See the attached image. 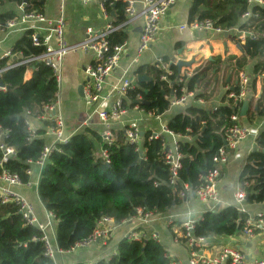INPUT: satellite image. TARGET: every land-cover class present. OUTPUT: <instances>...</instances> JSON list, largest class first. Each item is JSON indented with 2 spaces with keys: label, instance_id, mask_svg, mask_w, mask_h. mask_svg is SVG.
<instances>
[{
  "label": "trees",
  "instance_id": "1",
  "mask_svg": "<svg viewBox=\"0 0 264 264\" xmlns=\"http://www.w3.org/2000/svg\"><path fill=\"white\" fill-rule=\"evenodd\" d=\"M45 1L14 0V3L22 5L23 13L34 11L43 14ZM103 5L108 16L114 14V27L126 21L128 0H104ZM247 10L244 0H192L187 24L209 20L214 28L223 32L236 29L258 35L255 40L245 38L239 46V56H229L238 71L250 69L253 91L255 82L261 80L256 109L250 108L254 99H247L248 95L245 99L249 101L245 117L249 124H253L256 117L264 119V9L254 7L251 10L258 16L242 23L241 16ZM16 18H19L17 11L0 13V30L5 31L6 23ZM31 33L25 31L19 35L9 47L12 57L2 59L0 66L16 62L18 54L26 59L44 52L42 47L32 45ZM127 38L122 28L110 32L105 38L110 51L108 54L113 47L124 44ZM169 66L172 75L168 76V81L161 79L163 73L155 66H138L133 76L149 74L153 82H136L127 93L123 107L138 106L144 113L157 116L169 109L170 99L173 96L179 98L181 90L193 93L189 101L192 104L167 120L164 126L174 137H179L177 150L184 156L175 183L169 184L168 167L163 159L164 135L149 139L152 131L145 130L140 140L145 155L139 158L136 145L125 141L124 130L120 127L113 131L110 145L103 141L101 132L91 128L80 129L70 135L66 143L55 146L41 168L37 186L39 202L45 212L53 215L52 242L58 250L68 251L76 243L88 239L102 218L119 224L138 216L166 213L182 204L179 193L184 186L189 189L187 199L199 185L200 176L212 168L211 159L223 145L231 125L230 117L240 112L242 103L227 100L230 105H224L227 94L237 92L238 86L236 84L232 90L228 89L223 101L211 108V97L197 93L206 68L198 67L187 77V73L178 72L173 64L169 63ZM28 71L29 79H25ZM178 78L184 79V82L179 84ZM0 84L5 87V91H0V127L8 131L5 143L15 152L6 167L26 183L29 180L25 174L29 168L26 162L37 160L46 145L43 137L46 123L38 124L36 137L28 141L22 115L28 110L36 116L43 106L54 102L60 91L59 85L53 71L41 62L32 63L31 68L20 65L4 71ZM138 95L139 104H134ZM143 101L150 102V105H142ZM197 101H202L204 106ZM206 105L208 110H205ZM254 145L255 149L246 157L238 175L240 189L249 204L264 202V131L257 133ZM101 151L107 152L109 163L102 158ZM244 218L233 205L213 210L196 221L193 236L206 240L231 238L241 231ZM171 262L160 242L150 238L137 242L124 237L107 259H101L96 264ZM0 264H54L45 257L40 231L34 225L25 224L13 204L0 205Z\"/></svg>",
  "mask_w": 264,
  "mask_h": 264
},
{
  "label": "built area",
  "instance_id": "2",
  "mask_svg": "<svg viewBox=\"0 0 264 264\" xmlns=\"http://www.w3.org/2000/svg\"><path fill=\"white\" fill-rule=\"evenodd\" d=\"M81 1L83 3L100 1L102 2L101 9L104 12V0ZM180 1L182 0H141L142 26L132 64L136 65L139 57L150 48L151 42L160 31V22L166 11ZM244 1L247 4L248 10L241 16V20L242 23H247L258 16L257 13H253L251 9L254 7L264 9V0ZM134 7L135 2L129 0L128 7L126 8V14L129 18L135 13ZM22 8V5L18 6L19 18L8 21L5 25V31L0 30V42L6 39L9 35L15 34L19 36L25 31H32V45L35 47H42L44 52L39 56L28 57L26 59L21 58V54H18L19 59L16 62L9 63L3 67L0 66V77L1 74L8 69L20 65H27V68H31L32 63L41 62L45 67L53 71L60 88L62 81L61 64L65 59V56L70 52L78 51L92 53L94 61L84 69L88 81L83 86L82 100L85 106L94 107L93 114H95L102 126L101 135L103 141L107 145L112 144L113 127L117 126L124 130L125 141L129 144L136 145V151L139 154V158L143 157L145 155V150L141 147L140 140L142 137L141 133H145V130L140 125V119H128L126 122L123 121L129 109L134 112L144 113L143 110L138 108V106L133 108L123 107V103L127 98V93L134 88L132 79L126 75H121L111 90L108 93L104 92L105 80L118 65L124 50V44H122L113 47L111 53L108 54L110 51L105 38L110 32H112V29L108 27L102 32H94L88 28L85 31L86 37L81 42L68 45L63 38L64 20L62 6H60L61 15L55 19L46 18L44 14L34 11L23 13ZM128 21L129 19L125 23L127 24ZM187 27L190 30L198 32H212L219 35L223 33L220 29L214 28L209 20H204L202 22L194 21L190 24L183 25L181 29ZM238 32L239 33L236 37L240 42H244L245 38L255 40L258 37L256 33L247 30ZM11 57L12 53L10 48H8L0 55V62L2 59ZM154 66L162 71L163 76L161 79L168 81V76L172 75L168 63L161 58H156L154 60ZM29 74L28 71L25 79H29ZM237 81L238 91L228 93L224 105H230L227 100H231L235 104H241L245 101L250 77L245 72L239 71ZM177 82L180 84L184 82V79L178 78ZM0 91H5V87L0 85ZM181 92L182 94L179 98L173 96L170 99V106H183L193 98V93H187L184 90H181ZM137 99L138 101L140 100L139 95L137 96ZM197 103L204 106L202 101H197ZM60 104V97L57 95L56 100L43 106L36 116L28 110H25L22 115L23 124L28 132V141L36 137V128L39 127L38 124L46 123L43 135L46 139V145L37 160L26 162L29 166L25 171V174L29 177V180L26 183H23L17 174L11 172L6 167L7 162L14 157L15 152L11 146L5 143L8 131L3 130L0 127V205L13 204L17 208V212L25 224L37 227L41 233V241L44 245L45 257L52 260L54 264H58L57 256L82 251L98 243L106 244L111 240L113 231L117 225L112 219L102 218L97 222L96 228L88 239L76 243L68 251H60L52 242V240H54L53 215L44 211L46 221L41 222L36 215L32 203L29 202L20 192L21 189L25 188L31 190L34 194H37L41 168L47 161L49 154L54 150L55 146L57 144L66 143L70 136L65 132L64 120L60 112ZM144 114L153 116V113ZM230 120L231 125L227 129L224 138L225 144L217 149L211 159L212 168L200 176V183L193 192V196L198 202L217 203L219 201L218 186L221 176L219 168L227 164L230 152L235 151L240 143L248 138L255 139L257 136V132H252L251 129L239 125L238 114H232ZM162 134H169L174 137L163 127L159 133L152 132L149 139H158ZM178 138L179 137H177V139ZM177 141L178 140L173 141L170 145L166 142L163 151V159L168 167V173L170 176L169 184L175 183L178 176V170L181 168V159L184 157L177 150ZM101 156L106 163H109L106 151H101ZM188 192V187L184 186L183 190L179 193V198L185 200ZM233 200V206L245 217L243 227L239 233L249 240L253 239L258 233L264 234V213H256L254 215H248L246 213L244 205L245 193L240 189V185L233 194ZM138 212L139 214L141 213V211ZM150 216L151 215H144L135 218L144 220ZM196 221L197 219L192 217L187 218L179 230V239L183 241L184 246L188 249L190 257L189 264H264V258L248 261L237 247L229 245L221 247L220 250L213 255L206 253L208 252L207 240L205 238L193 236ZM126 238L137 242L150 238L159 242L157 236L153 233L146 235L144 233L129 232L126 235ZM97 262H88L86 264H96Z\"/></svg>",
  "mask_w": 264,
  "mask_h": 264
},
{
  "label": "crops",
  "instance_id": "3",
  "mask_svg": "<svg viewBox=\"0 0 264 264\" xmlns=\"http://www.w3.org/2000/svg\"><path fill=\"white\" fill-rule=\"evenodd\" d=\"M0 1V13L5 11H17L18 13V5L14 3V0ZM133 1L135 2L134 15L129 18L126 14V21L129 19L128 23L126 24L125 21L116 27L113 26L115 19L114 14L111 13L110 16H108L105 10L103 12L101 9L102 2L100 1H90L88 3H83L81 0L45 1L43 14L49 19L58 18L61 15L60 6H62L64 20L63 38L68 45L81 42L86 37L85 31L88 28L94 32H102L108 27H110L112 31L122 28L123 32L127 34L128 38L124 43L123 55L118 65L105 80V93H108L111 90L121 75L128 76L132 79L133 84H135L136 79L135 76H133V71L138 66L151 65L152 62V66H154V60L156 58H161L163 60L166 58L167 60L165 59L164 61L167 62L168 65L169 63L170 65H174L178 59L185 62L194 60V63L190 67L181 68L180 70L181 73H187L186 75L189 76V74L198 67L202 68L204 61L212 59L215 54L221 53L224 54L225 57L239 56V50L236 47L238 43H236L235 40V36L239 33L238 30L229 31L228 37L225 38L224 33L219 35L212 32H198L190 30L188 27L181 29L183 25L188 23V10L192 1L182 0L166 11L160 22V31L151 42L150 48L139 57L136 65L132 64L142 26L141 0ZM217 35L221 37V41L215 37ZM18 37L19 36L15 34L9 35L6 39L0 42V55L5 52ZM228 40L230 43L232 42L231 45H229ZM226 47L230 48L231 52L224 50ZM209 49L212 50V52L209 51ZM93 61L94 56L92 53L78 51L68 53L61 64V79H64L65 82V93L62 96L59 91L58 95L61 103L60 112L64 120L65 132L67 135H72L82 128H91L99 132L102 130L99 120L95 114H93L94 107L85 106L83 100L77 95L78 85L86 78L84 69L86 66L92 64ZM235 70L236 77L235 75H224V80L220 86V92L219 90L214 92L209 107L212 108V106L219 105L226 96L227 90H232L234 85L237 84L239 71L236 68ZM246 74L250 76L249 73ZM251 81L252 80L250 79V83ZM250 83L247 99H254L250 108L255 110V101L259 98L261 93V88L259 89L258 85L260 84L261 87V80L258 79L255 82L258 87H256V93L251 89ZM197 87V93L202 94L200 89L205 88V85L202 82H199ZM190 104H192V102H189L184 106H169L168 111L171 109L177 110L171 111L170 113L164 112L162 115L157 116H148L144 113L134 112L129 109L123 121L126 122L128 119H140V125L144 130H151L152 132L159 133L165 126L167 120L183 111V109ZM238 123L240 126L251 129L252 132L258 133L259 131H264V120L261 118L256 117L253 124H249L246 117H240ZM116 128L118 127L114 126L113 130ZM162 135H164L166 142L169 145L172 144L173 141L179 139H177V137H172L169 134ZM254 140V138H248L240 143L235 151L230 152L227 164L219 168L221 176L218 186L219 201L217 203L198 202L193 194H189L187 199L185 198L181 205L173 207L164 214L153 215L144 220L132 218L117 224L111 240L106 244L98 243L82 251L57 256L58 264H86L88 262H97L101 259H107L115 250L117 243L126 237L129 232L144 233L146 235L150 233L155 234L158 241L168 252L172 263L189 264L190 257L188 249L184 246L183 241L179 239L181 225L189 217L198 220L205 213L232 206L234 204L233 194L239 187L238 175L242 166L246 162V157L255 149ZM20 192L29 202L32 203L37 212L42 211L41 221H46L44 215L45 210L39 202L37 194H34L31 190L25 188L21 189ZM244 205L248 215L264 213V202L249 204L245 201ZM37 212L36 215L39 218L40 215ZM227 245L237 247L248 261L264 258V234L258 233L250 240L240 233H237L228 239L212 238L211 240H207L208 252L206 253L213 255L217 253L221 247Z\"/></svg>",
  "mask_w": 264,
  "mask_h": 264
},
{
  "label": "rangeland",
  "instance_id": "4",
  "mask_svg": "<svg viewBox=\"0 0 264 264\" xmlns=\"http://www.w3.org/2000/svg\"><path fill=\"white\" fill-rule=\"evenodd\" d=\"M217 39H219L221 41V37L219 35L215 36ZM229 45H231L230 41L228 40ZM224 50H228L229 52H231V49L226 47V49ZM209 51L212 52V50L209 49ZM153 64V62H152ZM151 64V65H152ZM203 67L206 68L205 69V75L203 77V79L201 80V82L205 85V88L200 89L201 93L205 96L213 97V94L216 90H219L220 92V86L222 84V81L224 80V75H231L236 77V70H235V66L232 63V61L229 59V56H224V54H215L214 57L209 60L207 59V61H204ZM244 71L248 72L250 74V71L248 68H245ZM65 82L64 79L62 80V84H61V88H60V93L63 96V94L65 93ZM256 85V84H255ZM259 85V89L260 84ZM257 85L255 86V91L254 93H256V88ZM252 89L254 88L253 86L251 87ZM243 103V102H242ZM177 109H171V110H167L165 113H170L171 111H176ZM36 211V208H35ZM37 212V211H36ZM37 212L40 217V221L42 220L41 217V213ZM42 222V221H41ZM150 235V234H148Z\"/></svg>",
  "mask_w": 264,
  "mask_h": 264
},
{
  "label": "water",
  "instance_id": "5",
  "mask_svg": "<svg viewBox=\"0 0 264 264\" xmlns=\"http://www.w3.org/2000/svg\"><path fill=\"white\" fill-rule=\"evenodd\" d=\"M229 35V33L226 31L224 32V37L227 38ZM238 49H239V46L237 45L236 46ZM211 60V59H209ZM194 63V60H191V61H188V62H185L181 59H178L177 62H175V67L177 68V71L180 72L181 68H187V67H190L192 64ZM135 79H136V82L138 84H141V83H146V82H153V78L147 76L146 74H138V75H135ZM88 81L87 78H85L83 81H81V83L78 85L77 87V95L79 96V98L83 99V86L85 85V83ZM2 85V84H0ZM134 104H139V101H134L133 102ZM142 105L144 106H149L150 105V102H147V101H143L141 102ZM208 105L205 106V110H208ZM249 109V104H248V101H244L241 105V108H240V112H239V116L240 117H245L246 115V112L248 111ZM256 109V107H255ZM144 135V132L141 133V136ZM224 144V142H223Z\"/></svg>",
  "mask_w": 264,
  "mask_h": 264
},
{
  "label": "bare ground",
  "instance_id": "6",
  "mask_svg": "<svg viewBox=\"0 0 264 264\" xmlns=\"http://www.w3.org/2000/svg\"><path fill=\"white\" fill-rule=\"evenodd\" d=\"M235 30H236V29H235ZM223 33H224V32H223ZM235 38H236V36H235ZM236 40H238V39L236 38ZM242 43H243V42H240V41H239L238 46H240V44H242ZM224 144H225V142H224ZM224 144H223V145H224ZM171 263H172V262H171Z\"/></svg>",
  "mask_w": 264,
  "mask_h": 264
}]
</instances>
